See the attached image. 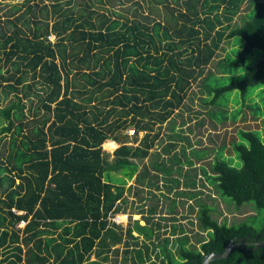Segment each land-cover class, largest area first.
Returning a JSON list of instances; mask_svg holds the SVG:
<instances>
[{
    "label": "trees",
    "instance_id": "16d2710c",
    "mask_svg": "<svg viewBox=\"0 0 264 264\" xmlns=\"http://www.w3.org/2000/svg\"><path fill=\"white\" fill-rule=\"evenodd\" d=\"M117 2L131 16L107 6ZM35 7L44 12V22L28 16H35ZM19 10L14 6L7 29L0 27V63L13 70L4 75L0 68V78L5 96L22 88L26 98L34 93L39 105L29 107V113L38 108L25 121L19 94L0 110L7 120L0 139L10 133L0 152V264H112L110 254L119 252L115 246H129L126 236L134 244L125 249L133 252L132 264H198L209 252H223L233 238L264 239V222L260 228L247 221L221 224L193 188L195 164L206 159L200 171L221 196L264 210V128H238L229 142L193 148L181 127L161 150H151L166 121L176 130L177 110L180 124H186L179 109L202 76L201 100L211 104L207 114L215 126L230 117V101L233 120L247 106L264 122V0H51ZM224 43L230 50L216 72L206 74ZM28 75L33 83L24 82ZM130 127L137 134L145 131L137 144ZM108 139L119 143L112 153L103 148ZM180 139L188 143L181 145L183 158L169 156ZM234 152L240 166L234 165ZM145 158L149 163L141 167ZM159 173L177 196L196 199L198 225L207 231L195 235L197 242L177 224L175 199L169 203L174 249L169 237L153 238L157 205L147 208L145 224L136 219L125 230L113 220L127 210V190L160 189ZM133 177L135 185L127 186ZM144 211L142 204L131 212ZM211 264H264V245L236 246Z\"/></svg>",
    "mask_w": 264,
    "mask_h": 264
},
{
    "label": "rangeland",
    "instance_id": "374dc122",
    "mask_svg": "<svg viewBox=\"0 0 264 264\" xmlns=\"http://www.w3.org/2000/svg\"><path fill=\"white\" fill-rule=\"evenodd\" d=\"M0 0V27H3L4 30L7 29V24H6V19H8L10 16L8 15V12L12 11L14 6H19L20 10L19 13L24 12L28 8V4H35L36 2L40 5L45 4L46 2H50L51 0ZM127 3V5H129ZM107 6H111V8L119 9L120 11H124L125 8L127 7H122L119 2L115 4V6L110 5L107 3ZM124 9V10H123ZM247 10V3L243 4V8L241 10V14L239 13L236 16V20L238 21L240 19V15L245 14ZM126 14L131 16V12H126ZM34 14L29 15L32 20L34 19H39L42 20L41 22H44L43 19V13L40 8L35 7L34 8ZM14 18V15L12 16ZM15 20V19H14ZM17 24H19L22 27H25L21 25L19 21H16ZM14 27V26H13ZM1 32V28H0ZM51 40H55L54 36L50 37ZM226 48V49H225ZM230 50V45H225L224 43V48L221 47L218 52L219 54L216 55L215 59L213 62L210 64L206 74H208L209 71H215L216 68L218 67V62L223 59L225 56L226 52ZM12 64H5V62L2 60L0 63V68L2 69V74L4 75H9V70L12 72ZM217 77V75H215ZM204 76L201 78L197 79L196 81H193L190 88L188 89L185 105L182 106L181 109V114L183 118L187 121L186 124L183 126L180 124L181 122V116L178 115V110L174 113L172 116V120L177 119L178 120V125L176 127V130L174 131L170 124L172 121H166L160 130V136L158 138V141H156V144L154 147L151 149L152 151H158L161 150L162 147L170 142V137L169 136H175L177 131H180L181 127L185 128L190 136V140L194 143L193 148H200L203 146L206 147H212V146H217L227 140L229 142L232 138L236 137V131L238 128H256V129H263L264 128V122L262 117L254 118L251 111L247 106L243 107L244 113H239L238 117L236 120H233L232 117V111L235 109L233 106V102L230 101L227 105V108L229 110V118L224 122V123H219L216 126L214 125V122L212 118L207 114V110L211 108V104H205L201 98L206 96L205 93H202V90L206 92V89L204 87ZM33 79L30 75H28L27 79L24 81L25 83H33ZM3 80L0 78V110L4 108L6 105L9 104V101L11 99H16L15 96L16 94H19L23 98V102L26 103V106L24 108L25 110V115L24 117H21L22 120H27L28 118L34 116L36 114V110L38 107H36L33 110V113H29V107H35L39 105V102L35 96L34 93L30 95L29 98H26L23 93H22V88L21 91L18 93L16 90L12 89L11 92H9L8 96H5L4 94V86L3 85ZM259 98L257 97L256 100ZM205 104V105H204ZM32 109V108H31ZM40 111L42 112V108H40ZM202 118L201 121L203 123L201 125H198L199 119ZM1 112H0V126L7 124V120H2ZM16 122L18 121L15 120ZM157 131V126L155 127ZM127 132L132 136V140L135 144L139 143L140 139L144 135L145 131H140L139 134L134 133V127L128 128ZM10 133H7L3 138L0 139V152L4 150V141L9 139ZM197 139H200L202 144H199L196 142ZM136 142H135V141ZM110 142L114 143V146L110 145ZM217 143V144H216ZM119 145L118 142H114L113 140H106L103 143V148L112 153L113 150L115 149L116 145ZM185 144L187 146V141L180 139L177 143V147H174L171 149V153L169 156H172L174 153H177L180 155V157L183 158V155L181 154V145ZM112 146V147H111ZM192 148L188 147V152ZM151 157V156H150ZM234 165L240 166L241 165V159L237 155V153L234 152ZM149 163V159L145 158L144 161L140 163V166L143 167L144 164ZM206 159H203L201 161L196 162V171H197V176L198 178V185L196 187H193L195 190H200L202 194H200V198L205 200L206 202L210 203L213 208L214 212L212 213V216L217 219L221 224H234V223H240L242 221H247L249 223H254L257 227H261L262 223L264 222V210L260 211L256 209L254 204L252 202H247L242 205L236 204L230 197L228 196H221L219 192L214 188V185L206 182L204 174L201 173L200 171V165L205 163ZM185 165V169H186ZM161 173V172H160ZM159 173V174H160ZM159 177V185L160 189H157L156 187H151L149 188L145 187L142 190H139V187L134 186L131 191L127 190L126 196L128 198V204H127V210L125 212H120L117 215H115V220L118 223H122L124 226V229L128 226H132L134 220L138 219L141 224H145L146 219L144 216H146L148 213L147 208H149L151 205H157V210L156 213L152 215V221L155 226V235H154V240H158L159 242H162L163 238L169 237L170 241L168 243L169 248H173L172 245V240L175 238L173 234H171V228L172 224L175 223L173 220L171 212L169 211L170 208V201L175 199L177 202V210H178V225H183L187 231L191 232V237L192 241H196L195 235H201L205 236L207 235L206 230H202L197 222V210H198V205L196 204V199H188L183 196H177L176 194V188H173L171 190L168 189L166 186V181L164 180V177L162 174ZM174 176H179L177 172H174ZM183 180V177L181 178ZM129 185H135L134 183V177L128 179L127 186ZM186 186L183 184L180 185L179 188H185ZM138 190L140 191L141 196H143V199H139V196L137 195ZM144 204L145 211L143 214L141 213H132L131 211L137 208L138 206ZM191 206H195V209H191ZM165 216V217H162ZM157 223L160 224V230L157 228ZM26 224V222L21 221L19 223L20 227H23ZM159 230V232H158ZM188 232V233H189ZM160 233V234H158ZM193 233V234H192ZM135 235H138V232H134ZM129 242L128 243H121L115 247L119 248V252L116 255L115 251H113L110 254V262L114 264V261L117 259L118 262L122 264L125 256H128L126 264H132V254L133 252L130 251L129 254L125 252V249L128 247L131 248V246H134L133 240L130 239V237L126 236ZM141 238H143L141 236ZM140 244V243H139ZM141 246V244H140ZM151 257L153 259H157L156 253L150 250ZM94 258V255L92 256Z\"/></svg>",
    "mask_w": 264,
    "mask_h": 264
},
{
    "label": "water",
    "instance_id": "95a60500",
    "mask_svg": "<svg viewBox=\"0 0 264 264\" xmlns=\"http://www.w3.org/2000/svg\"><path fill=\"white\" fill-rule=\"evenodd\" d=\"M244 244L264 245V239L257 240V239H249L247 237L233 238L227 243L225 250L223 252H209L202 256V259L200 262H198V264H211V261L215 259L226 258L234 247Z\"/></svg>",
    "mask_w": 264,
    "mask_h": 264
},
{
    "label": "crops",
    "instance_id": "0c3cea01",
    "mask_svg": "<svg viewBox=\"0 0 264 264\" xmlns=\"http://www.w3.org/2000/svg\"><path fill=\"white\" fill-rule=\"evenodd\" d=\"M110 140H112V139H110ZM114 141V140H113ZM114 142H116V141H114ZM119 145L117 144L116 146H115V149L118 147ZM114 151V150H113Z\"/></svg>",
    "mask_w": 264,
    "mask_h": 264
},
{
    "label": "bare ground",
    "instance_id": "6f19581e",
    "mask_svg": "<svg viewBox=\"0 0 264 264\" xmlns=\"http://www.w3.org/2000/svg\"><path fill=\"white\" fill-rule=\"evenodd\" d=\"M110 145L114 146V143H113V142H110ZM112 146H111V147H112Z\"/></svg>",
    "mask_w": 264,
    "mask_h": 264
},
{
    "label": "built area",
    "instance_id": "2783aa9c",
    "mask_svg": "<svg viewBox=\"0 0 264 264\" xmlns=\"http://www.w3.org/2000/svg\"><path fill=\"white\" fill-rule=\"evenodd\" d=\"M113 220H115V216L113 217ZM116 221V220H115ZM24 222V221H23Z\"/></svg>",
    "mask_w": 264,
    "mask_h": 264
},
{
    "label": "clouds",
    "instance_id": "9594fccd",
    "mask_svg": "<svg viewBox=\"0 0 264 264\" xmlns=\"http://www.w3.org/2000/svg\"><path fill=\"white\" fill-rule=\"evenodd\" d=\"M246 147H248V146H246Z\"/></svg>",
    "mask_w": 264,
    "mask_h": 264
}]
</instances>
